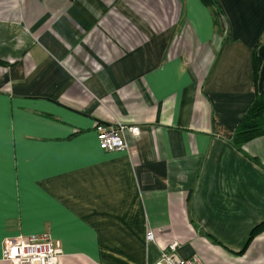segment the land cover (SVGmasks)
I'll use <instances>...</instances> for the list:
<instances>
[{
    "label": "crops",
    "instance_id": "obj_1",
    "mask_svg": "<svg viewBox=\"0 0 264 264\" xmlns=\"http://www.w3.org/2000/svg\"><path fill=\"white\" fill-rule=\"evenodd\" d=\"M216 1L225 35L202 0H0V264L43 232L58 264H153L173 242L264 264V136L230 143L264 90V0ZM116 123L140 134L104 152L95 127Z\"/></svg>",
    "mask_w": 264,
    "mask_h": 264
},
{
    "label": "built area",
    "instance_id": "obj_2",
    "mask_svg": "<svg viewBox=\"0 0 264 264\" xmlns=\"http://www.w3.org/2000/svg\"><path fill=\"white\" fill-rule=\"evenodd\" d=\"M96 140L104 152L124 151L129 149L127 136L138 137L137 126H126L120 123L114 125H96ZM153 233L147 230L146 242L152 241ZM178 243H171L153 264H203L197 256L183 258L177 251ZM62 255L59 243L46 233L18 236L3 241L1 257L11 264H58Z\"/></svg>",
    "mask_w": 264,
    "mask_h": 264
},
{
    "label": "trees",
    "instance_id": "obj_3",
    "mask_svg": "<svg viewBox=\"0 0 264 264\" xmlns=\"http://www.w3.org/2000/svg\"><path fill=\"white\" fill-rule=\"evenodd\" d=\"M202 2L207 6L212 16L215 31L220 35L227 34V24L217 1L202 0ZM259 66V57L256 54V50L253 49V73L255 78L257 77ZM260 136H264V90L255 95L253 102L235 126L230 143L237 150H241L245 143ZM255 161L259 164L257 160ZM262 228H264V225L255 227L249 238L251 239Z\"/></svg>",
    "mask_w": 264,
    "mask_h": 264
}]
</instances>
